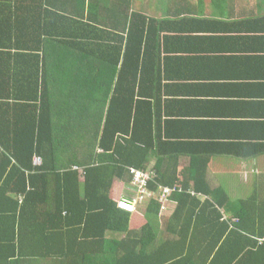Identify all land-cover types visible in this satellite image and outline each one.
Masks as SVG:
<instances>
[{
    "label": "trees",
    "instance_id": "1",
    "mask_svg": "<svg viewBox=\"0 0 264 264\" xmlns=\"http://www.w3.org/2000/svg\"><path fill=\"white\" fill-rule=\"evenodd\" d=\"M132 5L0 0V264H264V193L164 161L159 126L133 113L160 34ZM132 169L176 189L171 215L159 197L120 207Z\"/></svg>",
    "mask_w": 264,
    "mask_h": 264
},
{
    "label": "crops",
    "instance_id": "2",
    "mask_svg": "<svg viewBox=\"0 0 264 264\" xmlns=\"http://www.w3.org/2000/svg\"><path fill=\"white\" fill-rule=\"evenodd\" d=\"M132 8L159 21L132 88L133 113L159 126L164 161H208L211 184L264 193V0H133ZM166 206L163 216L177 205Z\"/></svg>",
    "mask_w": 264,
    "mask_h": 264
},
{
    "label": "built area",
    "instance_id": "3",
    "mask_svg": "<svg viewBox=\"0 0 264 264\" xmlns=\"http://www.w3.org/2000/svg\"><path fill=\"white\" fill-rule=\"evenodd\" d=\"M41 163H42L41 158L35 159L36 165H40ZM131 174L133 175L132 185L137 189V196L131 201H127L123 199L120 202V207L127 211L130 212L136 211L138 203L140 202L145 203V201H148L151 197L153 198L159 197V201L162 202V204H164L168 201L169 196L176 191V189L163 188L161 189L160 196H157L154 193H152L148 188V182L152 178L151 175L134 169L131 170Z\"/></svg>",
    "mask_w": 264,
    "mask_h": 264
},
{
    "label": "rangeland",
    "instance_id": "4",
    "mask_svg": "<svg viewBox=\"0 0 264 264\" xmlns=\"http://www.w3.org/2000/svg\"><path fill=\"white\" fill-rule=\"evenodd\" d=\"M142 205L145 207L146 205H147V203H142ZM167 204L165 203V205L163 204V214H165L167 211H165L166 210V208H167V206H166ZM165 207V208H164ZM170 214V213H169Z\"/></svg>",
    "mask_w": 264,
    "mask_h": 264
},
{
    "label": "clouds",
    "instance_id": "5",
    "mask_svg": "<svg viewBox=\"0 0 264 264\" xmlns=\"http://www.w3.org/2000/svg\"><path fill=\"white\" fill-rule=\"evenodd\" d=\"M42 160V159H41ZM151 176H152V174H151ZM162 211H163V209H162Z\"/></svg>",
    "mask_w": 264,
    "mask_h": 264
},
{
    "label": "bare ground",
    "instance_id": "6",
    "mask_svg": "<svg viewBox=\"0 0 264 264\" xmlns=\"http://www.w3.org/2000/svg\"><path fill=\"white\" fill-rule=\"evenodd\" d=\"M13 236V235H12ZM16 238V237H15Z\"/></svg>",
    "mask_w": 264,
    "mask_h": 264
}]
</instances>
